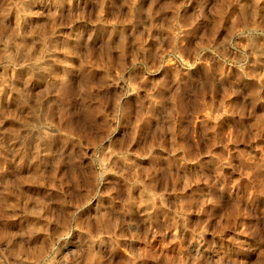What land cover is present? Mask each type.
<instances>
[{
    "label": "rangeland",
    "instance_id": "1",
    "mask_svg": "<svg viewBox=\"0 0 264 264\" xmlns=\"http://www.w3.org/2000/svg\"><path fill=\"white\" fill-rule=\"evenodd\" d=\"M0 264H264V0H0Z\"/></svg>",
    "mask_w": 264,
    "mask_h": 264
}]
</instances>
